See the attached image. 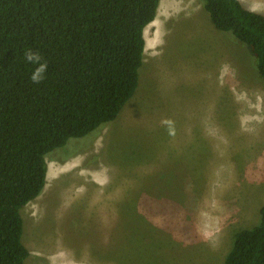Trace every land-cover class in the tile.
I'll return each mask as SVG.
<instances>
[{
  "label": "rangeland",
  "instance_id": "obj_1",
  "mask_svg": "<svg viewBox=\"0 0 264 264\" xmlns=\"http://www.w3.org/2000/svg\"><path fill=\"white\" fill-rule=\"evenodd\" d=\"M239 1L264 16V0ZM154 20L145 46L158 44L117 118L46 156L44 189L20 211L24 264H223L257 224L264 82L251 50L199 0H160Z\"/></svg>",
  "mask_w": 264,
  "mask_h": 264
},
{
  "label": "trees",
  "instance_id": "obj_2",
  "mask_svg": "<svg viewBox=\"0 0 264 264\" xmlns=\"http://www.w3.org/2000/svg\"><path fill=\"white\" fill-rule=\"evenodd\" d=\"M159 2L0 0V264L29 256L20 211L44 189L46 156L114 121L134 95ZM199 2L216 30L251 50L264 82V16L239 0ZM29 50L40 60L27 62ZM258 215L223 264H264V200Z\"/></svg>",
  "mask_w": 264,
  "mask_h": 264
},
{
  "label": "clouds",
  "instance_id": "obj_3",
  "mask_svg": "<svg viewBox=\"0 0 264 264\" xmlns=\"http://www.w3.org/2000/svg\"><path fill=\"white\" fill-rule=\"evenodd\" d=\"M24 58L29 63H32L34 61H39L40 60V57H39L38 53H33L30 50L25 52V57ZM40 69L41 70H40L39 74H37V72L35 70L31 74L30 79L32 80L33 83H40L44 79L46 71H47L46 62L42 63L40 65Z\"/></svg>",
  "mask_w": 264,
  "mask_h": 264
},
{
  "label": "bare ground",
  "instance_id": "obj_4",
  "mask_svg": "<svg viewBox=\"0 0 264 264\" xmlns=\"http://www.w3.org/2000/svg\"><path fill=\"white\" fill-rule=\"evenodd\" d=\"M179 10H180V9H179ZM154 21H155V20H154ZM151 24H152V23H151ZM159 31H160V30H159ZM145 33H146V29L144 30V33H143V34H144V39H145ZM156 42H157V41H156ZM156 42H155V43H156ZM152 44H154V43H152ZM157 44H158V43H157ZM157 44L152 45V46L148 45L147 47L145 46V51H148V50H150V49H152V50L155 49V47H156ZM157 48H158V46H157ZM246 102H248V101H246ZM67 167H70V163L67 165ZM83 174H84V173H83ZM80 176H84V175H80ZM87 176H88V175H87ZM89 176H90V175H89ZM91 176H94V175H91ZM84 178H86V177H84ZM96 178H97V177H96ZM96 178H95V179H96ZM97 180H98V179H97ZM98 181H100V180H98ZM98 181H97V182H98ZM74 183H75V182H74ZM85 183H86V182H85ZM71 187H72V186H71ZM75 188H76V187H75ZM82 188H83V187H82ZM78 193H79V192H78Z\"/></svg>",
  "mask_w": 264,
  "mask_h": 264
}]
</instances>
